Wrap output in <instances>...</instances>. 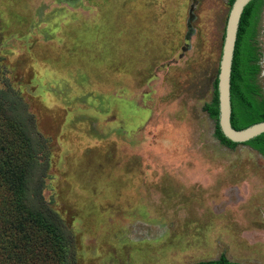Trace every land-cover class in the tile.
<instances>
[{
    "label": "rangeland",
    "instance_id": "374dc122",
    "mask_svg": "<svg viewBox=\"0 0 264 264\" xmlns=\"http://www.w3.org/2000/svg\"><path fill=\"white\" fill-rule=\"evenodd\" d=\"M229 8L0 0V90L46 140L43 194L75 264H264V155L222 144L206 110ZM253 42L264 100V0Z\"/></svg>",
    "mask_w": 264,
    "mask_h": 264
},
{
    "label": "trees",
    "instance_id": "16d2710c",
    "mask_svg": "<svg viewBox=\"0 0 264 264\" xmlns=\"http://www.w3.org/2000/svg\"><path fill=\"white\" fill-rule=\"evenodd\" d=\"M233 0H230V4ZM262 0H251L240 17L230 79L231 124L239 129L264 120V100L253 81L259 71L254 36ZM0 90V264H75L74 236L46 201V140L20 95ZM219 141L234 147L217 125L216 78L207 104ZM264 155V133L245 143ZM45 158H42V156ZM188 264H248L225 255Z\"/></svg>",
    "mask_w": 264,
    "mask_h": 264
},
{
    "label": "water",
    "instance_id": "95a60500",
    "mask_svg": "<svg viewBox=\"0 0 264 264\" xmlns=\"http://www.w3.org/2000/svg\"><path fill=\"white\" fill-rule=\"evenodd\" d=\"M251 0H233L228 10L216 75L217 125L223 136L237 144H245L250 139L264 133V120L236 129L231 124L230 79L235 43L244 7Z\"/></svg>",
    "mask_w": 264,
    "mask_h": 264
},
{
    "label": "bare ground",
    "instance_id": "6f19581e",
    "mask_svg": "<svg viewBox=\"0 0 264 264\" xmlns=\"http://www.w3.org/2000/svg\"><path fill=\"white\" fill-rule=\"evenodd\" d=\"M63 56V55H62ZM89 98V97H88Z\"/></svg>",
    "mask_w": 264,
    "mask_h": 264
}]
</instances>
